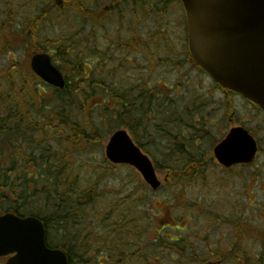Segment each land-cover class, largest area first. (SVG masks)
<instances>
[{
    "label": "rangeland",
    "instance_id": "374dc122",
    "mask_svg": "<svg viewBox=\"0 0 264 264\" xmlns=\"http://www.w3.org/2000/svg\"><path fill=\"white\" fill-rule=\"evenodd\" d=\"M51 1L0 0V11L11 5L14 8L15 20L23 22L27 18L35 17L42 9H46ZM53 1L56 7L51 9L52 11L43 22L39 38L43 41L68 39L69 41H65L68 44L70 36L74 35V40L83 46L88 58L90 68L87 66V70L91 74L92 82L106 81L109 85L112 84L111 86L115 85L119 94H131V88L138 85V75H140L139 85L141 86L142 80H150L154 86H158L160 79L161 83L175 85L179 76L176 75L173 67L162 64L153 74H149L135 68L133 61H126L127 57L135 56L136 52L134 49L132 51L127 49L130 47L127 44L122 49L123 42L116 40V35L119 37L120 34L116 33L119 29L114 9L109 8L107 16L99 18V22L95 23L78 10L66 9L65 2L72 0H62V4L58 0ZM81 1L92 13H97L116 2V0ZM125 3H131V0ZM171 4L165 14L172 22L179 24L183 21L182 7L177 0H173ZM180 44L176 45L178 51L184 49V45ZM48 45L51 52L52 45ZM173 46L175 45L173 44L172 48ZM156 49L165 54L169 51L167 44H156ZM15 56L24 59L27 55L23 56L22 50L11 53L9 57L0 55V67L5 66L8 60ZM28 59L30 61V56ZM54 59L57 66L70 71V66L65 61L57 57ZM120 59L124 61L119 65ZM122 64L123 68H121ZM186 71L190 81L183 86L181 98L178 94L170 92L172 99H175L176 104L186 103V105H189L191 100L194 101L197 96L203 97V101L206 100L209 96V88L212 87L211 77L203 73L201 82L198 83L195 77L199 80V73L193 71L190 74V65H186ZM92 82L82 86L84 92L78 101L84 100L85 94L92 91L90 86ZM51 88L49 85L44 86L42 92L49 93L52 91ZM135 94L136 91L133 92V95ZM95 99H91V106L99 100V98ZM108 99L109 95L106 94L104 100ZM222 99L223 96L219 92L213 98L216 101ZM237 103L240 109L237 116L242 117L245 111L242 104L239 101ZM168 112L167 108L158 111L157 117H154L155 120H146L137 130L145 144L144 152L148 154L155 166L156 161L161 164L162 169L156 166L157 176L162 181V186L158 190H153L148 185V189L139 186L140 181L145 182L132 166L115 165L106 158L105 147L109 137L116 130V125L119 128L123 126L116 120L102 119L97 113H93L91 118L100 127L102 134L100 143L69 156L70 162L78 166L73 172L74 177L78 176L81 189L89 190L97 184L94 186L97 218L104 217L108 204L115 202L120 210L128 212L127 216L137 217L142 212L149 214L151 220L146 221V226L149 227L146 233L151 241H155L157 237L180 238L178 242L180 249L175 251L166 246L164 248L161 243L154 247L152 243L151 258H148L149 263L151 259L152 264H206L203 260L217 261L220 258L223 261L222 264H264V259L262 261L260 259L263 256L262 248H264L261 239H256L258 237L255 238L248 232L239 238L235 232V224L248 223L260 230L264 239V220H260L257 216L258 211L264 208V188L259 185L253 192L251 186L247 184L246 180L253 175V167L249 171L236 169L233 173H227L220 168L216 159L212 160L214 145L225 136L229 126L228 120L222 119V113L218 114L214 118L216 124L207 128L206 131L204 129L203 138L197 142L194 139L195 114L191 117V112L186 111V117L177 116L172 119L165 115ZM171 119L172 121H169ZM128 131L132 134L130 130ZM177 135L179 138L175 137ZM43 136L50 137V134ZM50 138L57 140L60 136L54 134ZM191 159L203 160V171H200L202 170L200 168L198 172L175 181L170 176L167 165L184 167ZM104 175L106 178L100 180ZM263 179L264 176L261 180ZM254 198H256L255 201L250 203ZM157 229L160 230L159 234L156 233ZM99 232L104 233V231ZM218 253L222 254V257ZM154 256L156 260L153 261ZM134 264L139 263L135 261Z\"/></svg>",
    "mask_w": 264,
    "mask_h": 264
},
{
    "label": "trees",
    "instance_id": "16d2710c",
    "mask_svg": "<svg viewBox=\"0 0 264 264\" xmlns=\"http://www.w3.org/2000/svg\"><path fill=\"white\" fill-rule=\"evenodd\" d=\"M64 6L99 22V15L92 13L81 0L67 1ZM55 7L52 0L46 9L23 22L15 20L11 5L0 11V55L9 57L21 50L23 56L27 55L24 59L15 56L0 67V211L40 218L46 226L49 243L65 250L69 264H134L135 261L150 264L148 258H151L153 245L161 243L164 248L179 250L180 238L157 237L151 241L146 233L149 229L146 221L151 220L149 214L142 212L137 217L127 216L128 212L120 210L115 202H110L106 215L98 219L94 190L97 184L89 190L81 189L78 176L74 177L73 172L78 166L70 162L69 156L100 143L102 134L91 118L93 113L102 119L122 123L145 148L137 130L147 120L144 117L148 114V107L140 106L141 103L136 106L130 93L119 94L115 85L102 80L92 82L87 70L88 58L83 46L74 40V35L70 36L68 44L65 43L68 39L43 41L39 38L43 22ZM48 44L52 45L51 53L65 61L70 71L63 68L68 80L66 87L51 86L52 91L46 95L42 87L48 84L34 74L28 57L34 52L49 51ZM188 58L191 59L190 55ZM89 82H92V91L85 94L84 100L78 101L84 92L82 86ZM106 94L108 100H104ZM93 98L99 100L91 106ZM155 100L152 110L157 115L162 109H159L161 104L157 95ZM143 101L147 104L144 96ZM165 115L170 118L168 113ZM46 134L50 137L58 134L60 138L44 137ZM156 166L162 169L158 161ZM203 167V160L191 159L184 167L167 165L166 168L175 181H180ZM105 178L106 175L100 180ZM138 185L148 189L142 181ZM235 225L237 237L249 232L261 239L264 246L260 230L251 224L247 229L243 222ZM159 232L157 229L156 233ZM262 254L261 261L264 248ZM203 262L223 263L221 258Z\"/></svg>",
    "mask_w": 264,
    "mask_h": 264
},
{
    "label": "water",
    "instance_id": "95a60500",
    "mask_svg": "<svg viewBox=\"0 0 264 264\" xmlns=\"http://www.w3.org/2000/svg\"><path fill=\"white\" fill-rule=\"evenodd\" d=\"M187 13L189 47L196 62L223 87L241 93L264 108V0H182ZM33 71L45 82L64 88L62 71L48 53H35ZM257 142L244 128L231 130L214 153L225 166L248 163ZM114 164L134 166L144 180L158 189L152 160L126 130H117L106 145ZM15 253L8 264H68L66 253L50 249L46 228L37 217L0 214V256Z\"/></svg>",
    "mask_w": 264,
    "mask_h": 264
},
{
    "label": "flooded vegetation",
    "instance_id": "af4514ba",
    "mask_svg": "<svg viewBox=\"0 0 264 264\" xmlns=\"http://www.w3.org/2000/svg\"><path fill=\"white\" fill-rule=\"evenodd\" d=\"M127 1L128 0H116L115 3H112L110 6H106L104 9L97 12L99 18H105L109 8L116 11L119 29V31L116 30V33L118 35L120 34L119 37L116 35V40L123 42V45H121L122 49L123 46L127 44L128 46L130 45L127 49L130 51L134 49L136 52L135 56L130 58L127 57L126 61H133L132 63L135 68H139L140 72H149V74H153L155 69L163 64L165 66L173 67L174 72L179 76L175 85L172 86L166 82L161 83V79L159 80L158 86H154L150 80H142L141 86L139 85L140 75L137 76L139 78L138 85L131 88L132 93L130 95L131 100H133L134 103H137L136 106H139V103H141L140 106L147 105L148 114L144 118H146L147 121H151L155 120L154 117H157L158 114L155 115V112L152 110L157 95L158 102L161 104L159 109L163 110L167 108L169 110L168 114L170 118L175 119L177 116L186 117V111L191 112V117L195 114V123L193 124L196 129V135L194 139L198 142V140L202 139L204 136L202 133L204 129L206 131L208 130L207 128L215 125L216 121L214 118L222 113V119H227L229 126L225 131V136L214 145V149L228 136L229 132L235 128L246 129L255 138L258 149L253 160L248 163L241 162L229 167L225 166L216 158L214 149L212 160L216 159L220 168L227 173H233L236 169H247L249 171L254 168L252 170L253 175H250V178L248 177L247 180L245 178V180L247 181V184L251 186L253 192L259 185L264 188V179L261 180L262 176H264V108L243 95L224 88L212 78V87L209 88V96L206 100L203 101V97L197 96L194 101L191 100V102H189V105H186V103L176 104L174 101L175 99H172L170 96V92L178 94L181 98L180 95L182 94L183 86L190 81L188 78V71H186V65L191 66L190 74H192L193 71L199 73L200 81L198 80V77H195V80H197L196 82L198 83L201 82V75L204 73L201 70V67L199 68L197 66L189 49L188 25L184 5L181 0H177V2L179 1L180 7H182L183 21L176 24L165 14L168 7L172 5L167 2L173 0H163L167 1L165 3H155L156 0H131V3H125ZM179 43H181L180 45H184V49L178 51L177 46ZM156 44H167L169 51L166 54L160 52L156 49ZM173 44L175 46L172 48ZM188 55H190L191 59L188 58ZM123 61L124 59H120L119 65L123 63ZM121 68H123V64L121 65ZM134 91H136L135 95H133ZM217 92L223 96L222 100H213ZM143 93H146V95ZM142 95L146 98L147 104H144ZM234 100L239 101L243 106L245 114L242 117L237 116L240 109L237 101L234 102ZM172 119L169 121H172ZM131 136L134 142L143 150L144 147L137 142L133 133ZM175 137L179 138L178 135ZM255 199L256 198L252 199L253 201L251 200L250 203H253ZM257 214L260 220H264V208L260 209ZM248 227L249 224L247 223V229ZM46 239L47 245L50 249L64 250L62 247L53 246L49 243L47 231ZM256 239L260 240L259 238ZM12 257H14V254L0 256V264H8V261Z\"/></svg>",
    "mask_w": 264,
    "mask_h": 264
}]
</instances>
